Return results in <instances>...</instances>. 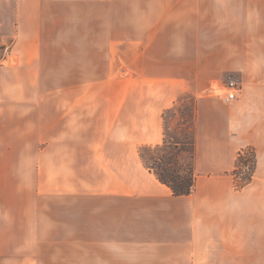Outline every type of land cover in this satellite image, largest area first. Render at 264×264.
Instances as JSON below:
<instances>
[{
  "label": "crops",
  "instance_id": "obj_1",
  "mask_svg": "<svg viewBox=\"0 0 264 264\" xmlns=\"http://www.w3.org/2000/svg\"><path fill=\"white\" fill-rule=\"evenodd\" d=\"M0 47L5 249L35 219L76 263L264 264V0H0ZM187 97L195 181L176 196L141 150Z\"/></svg>",
  "mask_w": 264,
  "mask_h": 264
},
{
  "label": "rangeland",
  "instance_id": "obj_2",
  "mask_svg": "<svg viewBox=\"0 0 264 264\" xmlns=\"http://www.w3.org/2000/svg\"><path fill=\"white\" fill-rule=\"evenodd\" d=\"M194 114V99L191 97L180 100L165 115L166 141L159 147L142 148V157L145 165L154 167L157 173L165 176L169 181L178 183L181 179L188 183L192 176L191 153L193 148V135L191 131ZM247 159H254L251 151ZM245 168L244 166H241ZM254 166L251 165L249 174ZM17 170H14V176ZM245 176L242 177L244 179ZM3 208L0 207V213ZM15 214V210H14ZM35 219H31L29 232H24V244L27 247L5 249L3 233H0V264H83L76 261L83 260L74 257L73 252L63 246L60 238L68 237V234L36 233ZM32 229V230H31ZM43 241L42 243H40ZM20 244V233H13V245ZM39 244V245H38Z\"/></svg>",
  "mask_w": 264,
  "mask_h": 264
},
{
  "label": "trees",
  "instance_id": "obj_3",
  "mask_svg": "<svg viewBox=\"0 0 264 264\" xmlns=\"http://www.w3.org/2000/svg\"><path fill=\"white\" fill-rule=\"evenodd\" d=\"M193 150V148H192ZM254 156V154H253ZM253 164V166L255 165V158L252 160V162L250 161V159H245L243 158V156L240 157L239 160V165L246 167L247 169L251 168V165ZM150 169V171L152 173L155 174V176L157 177V179L165 184L166 186H168L172 192L174 193V195L176 196H185V195H189L192 193L193 187H194V181H195V176L193 173V169H192V176L191 179L188 183H184L181 179L179 180L178 183H174L172 181H169L165 176H163L160 173H157L154 169V167L149 166L148 167ZM253 169V168H252ZM254 170V169H253ZM249 172H251L250 170H248ZM248 174L245 176L244 179H242L241 183H239V186H243L245 183H247L248 181L251 180V174ZM253 172V171H252Z\"/></svg>",
  "mask_w": 264,
  "mask_h": 264
},
{
  "label": "built area",
  "instance_id": "obj_4",
  "mask_svg": "<svg viewBox=\"0 0 264 264\" xmlns=\"http://www.w3.org/2000/svg\"><path fill=\"white\" fill-rule=\"evenodd\" d=\"M7 62L6 49L0 47V66H4ZM242 95V86L238 80L230 79L227 82L225 92L223 94V100L225 103H232L238 100Z\"/></svg>",
  "mask_w": 264,
  "mask_h": 264
}]
</instances>
